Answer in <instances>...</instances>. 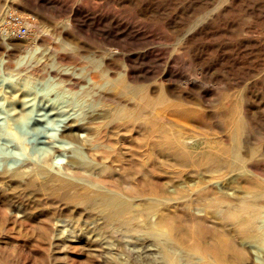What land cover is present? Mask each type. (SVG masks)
Here are the masks:
<instances>
[{
	"label": "rangeland",
	"instance_id": "1",
	"mask_svg": "<svg viewBox=\"0 0 264 264\" xmlns=\"http://www.w3.org/2000/svg\"><path fill=\"white\" fill-rule=\"evenodd\" d=\"M21 28L26 32L20 33ZM106 65L131 71V77L146 89V94L154 85L162 93L160 175L174 185L186 184L189 195L185 204L172 202L166 209L173 214L174 234L163 242L180 251L184 264H194L193 251L188 250L192 233L206 248L212 245L215 233H226L231 244L245 249L236 259L244 264H254L257 258L264 261V251L253 249L250 242L243 240L235 218L217 216L216 208L206 200L196 202V195L204 190L197 189L202 177L220 179L234 190L233 195L247 194L243 176L251 172L239 174L232 170L238 162L232 153L238 133L243 143L242 156L255 163L257 172L264 173V0H0V82L19 83L25 77L34 81L29 118L13 126L23 143L2 126L7 123L3 121L8 103L0 101V171L17 167L29 158L38 159L51 144L74 145V141L61 135L64 121L50 114L60 109L76 115L85 103L89 104L85 108L99 106L101 96L80 86L92 74L99 75ZM64 76L80 81L75 92H66L63 86L50 87L51 82ZM47 78L51 81L47 82ZM59 90L65 93L59 95ZM56 105L60 108L52 110ZM148 112L149 106L144 121L146 133L151 125ZM181 131L199 141L183 149L178 136ZM69 155L56 152L54 165L60 167ZM144 160L147 162L148 157ZM109 172L105 175L110 177ZM132 177L131 174L128 179ZM112 179L118 182L116 177ZM257 184L254 178L253 185ZM23 188L13 182L0 185V264L169 263L159 251L162 241L158 238L144 231L130 232L126 239L103 238L97 236L106 230L102 223L90 225L72 220L65 210L60 215L65 220L61 221L65 230L75 224L90 230L88 237L71 241L79 251L73 247L65 251L34 250L38 242L50 244L45 237L49 225L44 223V217L54 218L53 207L61 209L38 188L29 197ZM144 188L148 192L149 181ZM131 193L127 190L126 195ZM198 208L205 213L198 212ZM89 243L103 248L98 245L94 250ZM107 249L112 252H102ZM199 262L219 264L212 259Z\"/></svg>",
	"mask_w": 264,
	"mask_h": 264
},
{
	"label": "bare ground",
	"instance_id": "2",
	"mask_svg": "<svg viewBox=\"0 0 264 264\" xmlns=\"http://www.w3.org/2000/svg\"><path fill=\"white\" fill-rule=\"evenodd\" d=\"M65 35L69 37V33ZM2 64L7 65V61L2 60ZM130 72L125 68L106 65L100 69L99 75L91 73L89 81L80 86L81 89L87 88V92L93 90L95 95L101 96L102 102L99 106L93 105L85 108L89 104L84 102L82 111L76 115L60 111V109L51 112V116L57 115L64 121L61 133L63 139L74 141V145L66 147L51 144L50 148L41 151L43 155L38 159L29 158L17 167L4 168L0 171L1 186L7 182L16 183L20 189L23 187L27 189L24 194L28 197L34 188H38L47 198L52 197V204H56L61 209L60 211L53 207L51 214L54 218L48 220L49 217H44L47 220L44 223L49 225L45 237L50 240V244L44 245L38 242L34 244V250L65 251L70 247H73V250H78L79 246H74L71 241H80L85 236L88 237L86 233L90 230L89 228L82 230L78 224H73L74 226L69 231L65 230V226L61 225V221L65 222V220L60 216L65 210V215L72 220L85 221L90 225L102 223L106 230L97 231V236L101 235L103 238L116 236L126 239L131 236L130 232L140 234L144 231L162 241L159 251L170 264L185 263L182 254H179L180 251L174 250L172 245L163 242V239L174 234L173 214L166 209L172 202L178 205L185 204L189 195L186 184L174 185L171 181H164L160 175L162 127L159 123L161 118L159 104L162 101V93L157 91L158 85H154L149 87L151 93L146 94V89L136 84L137 82L131 77L132 73ZM34 74L37 73L34 72ZM31 78H22L19 83L12 80L7 84L0 82V101L5 100L8 103V114H5L3 121V123H7L2 126L8 127L9 132L21 143L24 141L15 132L13 126L15 123H24L29 118L31 102L34 98L31 97L32 83L34 82ZM46 81L50 82L51 79L47 78ZM79 82L73 77L64 76L51 82L50 87L63 86V90L65 88V91L67 89L75 92L74 89ZM63 90L57 91V94L60 95L61 92L64 94ZM129 95L131 96L129 97ZM148 106L151 125L146 133L144 121L147 117ZM56 107L59 106H53L52 110ZM178 134L183 149L192 147L199 141L196 136L189 135L187 131H181ZM242 145V138L238 133L232 145V153L238 162L232 170H237L239 174L244 170L251 172L250 175L243 176L247 194L239 197L235 195L234 190L223 185L220 179H215L214 176L202 177L197 181V189L204 188L205 191L202 189L204 195H196V202L206 200L209 206L216 208L217 216L235 218L238 221V226L240 225L239 232L243 240L250 242L254 246L253 249L264 251V173L257 172L255 163L247 161L242 156ZM59 151L70 153V155L66 163L56 167L53 157ZM146 156L148 157L147 162L144 160ZM108 171L112 173L110 177L105 175ZM131 174L133 179L129 180L128 176ZM113 177L114 179L116 177L118 182L113 180ZM254 178L258 181L257 186L253 185ZM147 181H149L148 192L144 188ZM127 190L132 192L130 196L126 195ZM232 191L235 193L234 195ZM202 209L198 208L197 210L203 212ZM231 225L233 226L232 223ZM42 226L39 227L42 228ZM92 232H94L93 229ZM183 234L184 232L181 233V235ZM215 234L211 238L214 241L208 248L203 247L202 241L196 239L194 233L191 234L192 245L187 247H190L188 250L193 251L191 256L194 264L200 263V260L210 259L219 264L222 262L244 264L235 257L241 258L245 249L237 247L234 243L231 244L226 238V233ZM98 245L89 243L88 246L98 250ZM101 248L103 246L99 249ZM203 250L202 255L194 256L196 253L201 254ZM252 251L254 252V250ZM102 252L109 254L112 250L107 249ZM230 257L232 258L229 259ZM188 258V260L191 259ZM256 261L258 262L254 264H264V261L259 258Z\"/></svg>",
	"mask_w": 264,
	"mask_h": 264
},
{
	"label": "built area",
	"instance_id": "3",
	"mask_svg": "<svg viewBox=\"0 0 264 264\" xmlns=\"http://www.w3.org/2000/svg\"><path fill=\"white\" fill-rule=\"evenodd\" d=\"M25 32H26V29H25V28H21V29H20V33L23 34V33H25Z\"/></svg>",
	"mask_w": 264,
	"mask_h": 264
}]
</instances>
